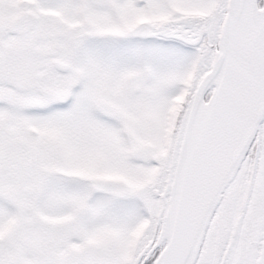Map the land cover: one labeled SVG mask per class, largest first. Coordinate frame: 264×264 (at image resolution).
<instances>
[{"label":"snow or ice","instance_id":"obj_1","mask_svg":"<svg viewBox=\"0 0 264 264\" xmlns=\"http://www.w3.org/2000/svg\"><path fill=\"white\" fill-rule=\"evenodd\" d=\"M0 264H264V0H0Z\"/></svg>","mask_w":264,"mask_h":264}]
</instances>
